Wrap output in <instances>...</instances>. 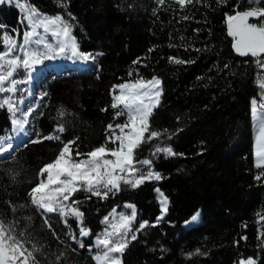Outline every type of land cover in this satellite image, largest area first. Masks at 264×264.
<instances>
[{"label": "trees", "instance_id": "1", "mask_svg": "<svg viewBox=\"0 0 264 264\" xmlns=\"http://www.w3.org/2000/svg\"><path fill=\"white\" fill-rule=\"evenodd\" d=\"M20 3L47 16L62 15L72 25L81 51L104 53L90 71H73L48 81L36 127L42 142L0 160V216L5 223H14L26 248L35 245L36 264H96L88 247L94 245L104 229L102 220L113 209L135 205L134 230L141 221L155 222L160 211L154 186L169 197L168 213L157 226L138 234L125 250L123 264H237L250 257L264 264V177L254 178L264 167L255 165L250 114L252 98L262 103L260 70L255 58L235 54L227 30L228 16L253 6L264 8V0L258 5L248 0H194L184 10L174 0L163 5L157 0H67L66 9L57 0ZM21 20L17 7L0 5V25L4 26L0 31L13 36L18 32L22 39ZM170 56L193 62L170 63ZM138 59L140 63L134 64ZM153 78L161 81L163 94L150 117V130L162 132L160 140L184 155L154 160L155 170L166 177L162 181L137 189L122 185L119 193L106 200H84L88 194L77 192L72 199L82 201L77 207L91 230L81 248L68 235H78L76 222L70 219L72 227L66 228L58 215L51 214L49 228L28 193L39 182V170L56 158L61 141L78 137L72 148L81 153L101 145L116 147L106 141L111 134L108 125L115 127L125 118L115 116L119 110L111 107L113 86ZM10 121V113L0 110V137L12 130ZM61 124L65 131L59 134L60 141L43 139L57 134ZM157 142L141 145L136 159L150 157ZM197 211L200 222L191 227L190 217ZM197 249L202 254H194Z\"/></svg>", "mask_w": 264, "mask_h": 264}, {"label": "snow or ice", "instance_id": "2", "mask_svg": "<svg viewBox=\"0 0 264 264\" xmlns=\"http://www.w3.org/2000/svg\"><path fill=\"white\" fill-rule=\"evenodd\" d=\"M161 5L165 0H157ZM194 0H174L179 6V10H184ZM200 2V0H195ZM250 5H258L259 0H248ZM59 7H67V0H57ZM0 5H11L20 8L24 13L20 21L24 27L20 43H17V36L0 31V109L11 113V124L14 130L22 129L27 123V117L31 115L32 109L27 111L18 107L19 98L14 99L19 89L17 85L21 82L31 79L32 73L37 65L44 64L45 61H56L60 59L72 60L73 62L95 63L103 52L86 53L80 50V46L75 36L72 35V25L64 19L62 15L54 17L40 13L34 7H25L20 0H0ZM68 15L75 20L71 13ZM254 18L259 23H249V19ZM188 20V16L183 17ZM228 35L233 38L232 47L236 54L241 57L255 58V64L260 70L257 73L261 105L264 110V77L260 76L264 72V8L257 6L250 7L244 11H236L234 15L227 17ZM4 26L0 25V28ZM42 30V31H41ZM48 37L52 39L49 40ZM152 51V49H149ZM200 51V49H196ZM170 63L187 64L193 61L181 60L178 57L170 56ZM134 64L140 63V60L133 61ZM225 67H228L225 65ZM23 71L25 81L16 78L19 71ZM132 73L129 72V76ZM98 78V77H97ZM118 90V94H117ZM114 102L111 107L120 109L115 116H125L123 123L108 125L110 135L106 136V141L115 144L114 148H107L104 145L96 147L87 153H81L73 149L72 145L79 139L74 138L70 141H61L60 148L56 158L44 165L38 172L41 178L39 182L30 189L28 195L30 202L39 211L43 223L51 228L50 217L47 214L56 213L60 222L66 228H71L69 220L76 222L78 235L68 233L70 239L76 241L81 248L84 244L80 238L88 237L91 230L84 225L85 213L77 207L82 201L72 199L80 191L87 193L84 200H91L96 197L100 200H106L109 195L119 193L123 184L126 188L137 189L145 183L153 181L159 182L165 179L159 171L154 168V160H165L183 156V153H177L169 144L163 143L160 137L162 132L150 130V117L155 108L160 104V97L163 94L161 81L153 78L151 81L138 79L134 82H125L121 85L113 86ZM8 93L7 96L3 95ZM44 95H47L45 93ZM107 111V109H102ZM20 117H17V113ZM257 113V99L250 100V114L255 119V165L257 168L264 166V111L259 116ZM64 115L63 112L60 113ZM179 120V117H177ZM65 131L61 124L56 129L55 135L43 137L44 140H61ZM165 132L167 130H164ZM171 139L169 135L167 137ZM153 140L158 142L152 145L150 157L136 159V150L143 144H151ZM41 138L37 134L29 139L27 143L14 146L12 143L5 145L4 138H0V158L8 153L7 158H11L18 147H27L29 144L40 143ZM75 153V158L73 157ZM46 174V175H45ZM264 172H260L254 178L261 180ZM153 192L159 205L160 215L157 216L154 223L141 221L135 228L132 227L136 219L135 205L128 204L130 213H116L113 209L111 219L105 216L102 223L105 225L101 234L95 239V246L99 249V254L94 256L96 264H123L125 250L129 245L138 239V234L148 227L157 226L167 215L169 208V197L161 190L159 186H154ZM14 210V208H13ZM199 211L190 217L191 222L198 221ZM264 219V218H262ZM57 239L59 236L57 233ZM23 236V233L20 234ZM241 239L246 240L243 236ZM23 239L18 238L15 233V225L12 221L5 223L3 216H0V264H36V257L33 252L35 245L29 250L25 247ZM238 243V242H237ZM75 251V249H73ZM196 255L202 254L199 249L195 250ZM193 254H189L191 256ZM237 264H257L254 258L240 259Z\"/></svg>", "mask_w": 264, "mask_h": 264}, {"label": "rangeland", "instance_id": "3", "mask_svg": "<svg viewBox=\"0 0 264 264\" xmlns=\"http://www.w3.org/2000/svg\"><path fill=\"white\" fill-rule=\"evenodd\" d=\"M22 4H24L25 7H31L27 3H22ZM18 9L20 10V8H18ZM20 13H21V16H22V19H23L24 13L21 10H20ZM50 17H54V16H50ZM23 28H24V30H26L24 25H23ZM72 35L74 36L73 29H72ZM14 37H16V36H14ZM48 39L51 40L52 38L48 37ZM20 40H22V39H19L17 37V43L18 44L20 43ZM61 62L65 63V64H71L73 61L72 60H67V59H60V60H56V61H45L44 64L36 66V70L32 73L31 79H28V80H26V82H21V83H19L17 85V88L19 89V91L16 94V97H14V99L19 98L18 107L24 109L25 111H27V109L31 108L32 109V113H31L30 116L27 117V123L23 125L22 129L17 128V129L14 130V126H13L12 130L9 133H7L3 137H0V138H4L5 145L7 143H16L19 140V138L22 136L21 135V131L22 130H24L25 134L27 135L25 140L34 138V136L36 135L37 119H38V116L40 115L43 107L45 106L46 99H47V95H44V94L47 93L46 92V86H47L48 81L50 79L54 78V77L59 76V75L72 74L73 70L72 69L62 70L61 71L62 73H59V74L51 72L48 77H43V78H39L37 76V73L41 72V71H43L45 69H49L50 66L59 64ZM97 64H98V58H97L95 63L90 62L89 67L87 66L86 69L84 70V72L85 71H90L92 68L96 67ZM18 71H19V75L16 78L20 79L21 81H25V76H24L23 71H20V70H18ZM77 72H79V71L77 70ZM34 81H36L37 83H35ZM117 94H118V90H117ZM3 95L7 96L8 93H4ZM113 102H114V95H113ZM4 109L6 110V106H5ZM0 110H2V109H0ZM118 110L120 111V109H118ZM262 111H264V110H262L260 108V105L257 104L256 116H259ZM10 115H11V113H10ZM17 117L18 118L20 117V113L19 112L17 113ZM11 118H12V116H11ZM124 118L126 119L125 116H124ZM253 131H254V152H255L256 128H255V119H254V117H253ZM7 156H8V153H4L3 154L4 158H6ZM4 158H0V160H2ZM262 167H264V166H262ZM126 205H128V204H125L122 207V209H119V210L115 209L116 213L117 214H119V213H130L131 209L127 208ZM135 210H136V208H135ZM111 213L112 212H110L107 215V216H109L110 219H111ZM51 214L58 215L56 213H51ZM51 214H47V215H51ZM200 218H201V216L199 214L198 221L193 222V224L190 225V226L191 227L197 226L199 224V222H200ZM136 219H137V210H136ZM136 219L133 222L132 227H133L134 223L136 222ZM103 226L105 227L104 224H103ZM89 237H90V235L88 237L80 238V240H81L82 243H84V239H88ZM88 250L92 254L93 259H94V256L96 254H99V249L95 246V240H94V245L91 246V247H88ZM30 264H31V261H30Z\"/></svg>", "mask_w": 264, "mask_h": 264}, {"label": "bare ground", "instance_id": "4", "mask_svg": "<svg viewBox=\"0 0 264 264\" xmlns=\"http://www.w3.org/2000/svg\"><path fill=\"white\" fill-rule=\"evenodd\" d=\"M89 65H90V62L89 63L72 62L71 64H65V63L61 62L59 64L50 66L49 69H45L41 72H38L37 76L39 78L48 77L51 72L59 74V73H62L61 72L62 70H67V69H72L74 72H77V70L79 72H81L82 70L84 71L86 69V67ZM34 82L37 83L36 81H34ZM21 135L22 136L19 138V140L16 143H12L14 146H17L18 144L23 142V140H25V138L27 137L24 130L21 131ZM191 224H192V222H189L188 225H191Z\"/></svg>", "mask_w": 264, "mask_h": 264}, {"label": "water", "instance_id": "5", "mask_svg": "<svg viewBox=\"0 0 264 264\" xmlns=\"http://www.w3.org/2000/svg\"><path fill=\"white\" fill-rule=\"evenodd\" d=\"M259 21H257V20H255L254 18H250L249 19V23H258ZM227 30H228V24H227ZM231 37V36H230ZM232 38V37H231ZM233 39V38H232ZM234 50V49H233ZM235 52V51H234ZM236 54V53H235ZM237 56H239L238 54H236ZM239 57H241V56H239ZM250 57V56H249ZM241 58H248V57H241ZM89 67V66H88ZM29 140V139H28ZM28 140H24L22 143H20L19 145H23V144H25V143H27V141ZM19 145H17V146H19ZM20 147H18V149H19ZM17 149V150H18ZM186 224V223H185ZM184 224V225H185ZM186 226V225H185ZM187 228H190V227H187Z\"/></svg>", "mask_w": 264, "mask_h": 264}]
</instances>
